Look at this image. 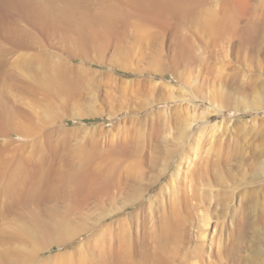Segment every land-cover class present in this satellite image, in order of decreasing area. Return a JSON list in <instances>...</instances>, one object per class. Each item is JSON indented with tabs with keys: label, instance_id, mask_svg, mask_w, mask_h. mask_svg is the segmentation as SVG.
Wrapping results in <instances>:
<instances>
[{
	"label": "rangeland",
	"instance_id": "obj_1",
	"mask_svg": "<svg viewBox=\"0 0 264 264\" xmlns=\"http://www.w3.org/2000/svg\"><path fill=\"white\" fill-rule=\"evenodd\" d=\"M0 264H264V0H0Z\"/></svg>",
	"mask_w": 264,
	"mask_h": 264
},
{
	"label": "bare ground",
	"instance_id": "obj_2",
	"mask_svg": "<svg viewBox=\"0 0 264 264\" xmlns=\"http://www.w3.org/2000/svg\"><path fill=\"white\" fill-rule=\"evenodd\" d=\"M104 22V21H103ZM105 22H106V20H105ZM227 21H225V20H214L213 18H211V20H206L205 21V23L209 26V28H211V29H214L215 27H217V26H225V25H227V23H226ZM86 23V22H85ZM84 23V24H85ZM102 23V22H101ZM102 27V26H101ZM99 29H101V28H99ZM250 32H251V29H250V27L249 28H247V26L246 27H244L242 30H240V32H238L240 35H242V36H244V37H246V36H248L249 34H250ZM179 53L181 54V55H184L185 53H186V50L187 49H185V48H187L186 46H184V45H179ZM62 73V72H61ZM238 111H240V110H238Z\"/></svg>",
	"mask_w": 264,
	"mask_h": 264
}]
</instances>
